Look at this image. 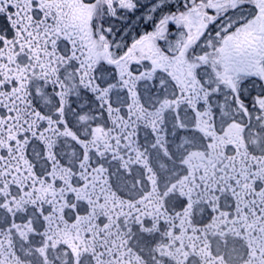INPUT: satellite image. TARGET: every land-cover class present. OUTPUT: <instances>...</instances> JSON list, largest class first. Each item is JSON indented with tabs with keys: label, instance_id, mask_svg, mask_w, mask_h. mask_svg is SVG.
<instances>
[{
	"label": "snow or ice",
	"instance_id": "6c2138e0",
	"mask_svg": "<svg viewBox=\"0 0 264 264\" xmlns=\"http://www.w3.org/2000/svg\"><path fill=\"white\" fill-rule=\"evenodd\" d=\"M0 264H264V0H0Z\"/></svg>",
	"mask_w": 264,
	"mask_h": 264
}]
</instances>
